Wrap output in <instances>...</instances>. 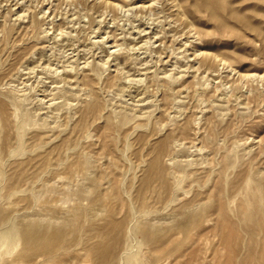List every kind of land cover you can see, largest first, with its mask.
<instances>
[{
  "label": "rangeland",
  "instance_id": "rangeland-1",
  "mask_svg": "<svg viewBox=\"0 0 264 264\" xmlns=\"http://www.w3.org/2000/svg\"><path fill=\"white\" fill-rule=\"evenodd\" d=\"M3 146L0 264H264V0H0Z\"/></svg>",
  "mask_w": 264,
  "mask_h": 264
},
{
  "label": "bare ground",
  "instance_id": "bare-ground-1",
  "mask_svg": "<svg viewBox=\"0 0 264 264\" xmlns=\"http://www.w3.org/2000/svg\"><path fill=\"white\" fill-rule=\"evenodd\" d=\"M93 106H95L94 104H92ZM92 106V107H93ZM42 107V106H41ZM23 117V118H22ZM22 119L21 120H18V121H16L15 123H14V127H15V133L12 131V127H13V123H12V121H11V119L10 118H8V117H4V119L2 118V120L4 121V125H6V124H8V126L10 125L11 126V129H10V131H7V133L3 136L4 137V139L6 140V142H9V139L10 140H13L14 138V140H17V141H19L20 142V144L22 145V146H24V144H25V142L28 140V139H26L25 140V138H24V136H25V126H24V119H25V115H22ZM10 119V120H9ZM29 122H30V120H29ZM30 124V123H29ZM7 126V127H8ZM6 127V126H5ZM27 128H28V126H27ZM30 130V129H29ZM43 132V131H42ZM42 132L41 133H39L38 134V132L36 133V132H34L33 131V133H35V134H37L36 136H34L36 139L38 138V137H43V134H42ZM45 132V131H44ZM34 134V135H35ZM32 136V135H31ZM30 136V137H31ZM28 137V136H27ZM16 141V142H17ZM5 142V143H6ZM15 144V143H14ZM2 153H6V152H4V151H6V148H5V146H3V148L0 150ZM161 152V151H160ZM30 154V153H29ZM38 156V155H37ZM31 159H33V156L31 157V156H28V157H26L24 160H22L21 161V164L22 165H25V164H27V162H31ZM29 164V163H28ZM30 165V164H29ZM43 165H44V167H46L47 168V166H46V163L45 162H43ZM43 166H41V168H42ZM29 168V167H28ZM45 168V169H46ZM48 170V169H47ZM145 180H146V178H145ZM150 182V181H149ZM146 185V184H145ZM144 185V186H145ZM247 206H245V208H246ZM185 213V212H184ZM238 219H241L242 221L243 220H246L247 218H249V215H247V214H243V217H242V214L240 215V214H236L235 215ZM8 217V216H7ZM224 217H226V216H224ZM36 222V221H35ZM21 227V229H22V231H24L25 232V234H26V237H27V243H28V245L31 247V250L32 251H39V252H42V254L43 253H46L48 256H50V257H54V255H55V252H56V249L57 248H60V246L62 245V241L60 240V233H59V231L57 232V231H54L52 234H51V236H48L50 239L48 240V241H46V242H44L43 241V239L40 237V236H36V234L34 233L35 232V226L33 225V224H26L25 226H20ZM144 228V227H143ZM254 231V229L253 228H251V226H250V229L247 231V232H249V233H251V234H253L252 232ZM78 232V231H77ZM160 235H161V233H159V232H150V234L148 235V238H159L160 237ZM40 237V238H39ZM72 237V236H71ZM70 238V237H69ZM76 239V238H75ZM114 240H116V238L114 239ZM69 242V241H68ZM118 243V242H117ZM119 244V243H118ZM117 248V247H116ZM106 249H107V247L106 246H103V245H99V246H97L96 248H94L93 249V252H94V255H96L98 258L100 257L101 258V260L99 261V262H97L96 264H104L105 263V251H106ZM159 250V249H158ZM96 258V257H95ZM118 261V260H117Z\"/></svg>",
  "mask_w": 264,
  "mask_h": 264
}]
</instances>
